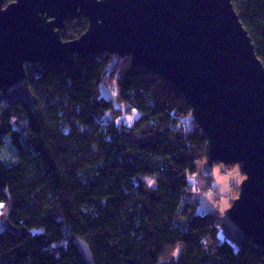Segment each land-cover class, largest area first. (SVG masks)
<instances>
[{
    "label": "trees",
    "instance_id": "trees-1",
    "mask_svg": "<svg viewBox=\"0 0 264 264\" xmlns=\"http://www.w3.org/2000/svg\"><path fill=\"white\" fill-rule=\"evenodd\" d=\"M231 2L264 67V0ZM87 26L67 18L60 38ZM25 71L33 110L0 101V264H85L76 238L93 264H264L251 240L223 258L210 229L191 228L206 137L170 84L108 54ZM107 80L139 113L131 127L101 95Z\"/></svg>",
    "mask_w": 264,
    "mask_h": 264
},
{
    "label": "water",
    "instance_id": "water-1",
    "mask_svg": "<svg viewBox=\"0 0 264 264\" xmlns=\"http://www.w3.org/2000/svg\"><path fill=\"white\" fill-rule=\"evenodd\" d=\"M84 17L78 38L63 42L67 18ZM108 54L170 84L206 137L200 173L239 165V194L218 218L236 247L264 248V67L231 0H0V101L34 108L25 65L74 64ZM5 228L17 233L9 222ZM85 264L88 246L73 241Z\"/></svg>",
    "mask_w": 264,
    "mask_h": 264
},
{
    "label": "rangeland",
    "instance_id": "rangeland-1",
    "mask_svg": "<svg viewBox=\"0 0 264 264\" xmlns=\"http://www.w3.org/2000/svg\"><path fill=\"white\" fill-rule=\"evenodd\" d=\"M100 93L107 100L109 106L122 111L121 122L125 126L131 127L139 118L138 112H128L126 106L118 101L115 82L110 84V81L107 80L106 83H102ZM111 111L107 112V116H111ZM200 175L201 178L199 179L195 176L189 178L190 184L193 185L192 189L196 192L199 199V205L196 209L195 218L191 223V228L210 229L209 238L216 244L221 256L225 258L231 251L236 249V246L224 238L219 227L218 218L237 198L239 186L244 176L238 166L226 167L221 164H214L210 179L204 178L201 173ZM143 180L148 186H155L154 178L145 177Z\"/></svg>",
    "mask_w": 264,
    "mask_h": 264
}]
</instances>
